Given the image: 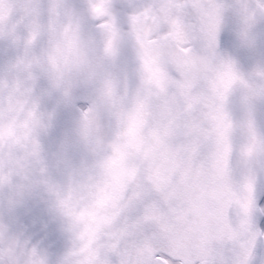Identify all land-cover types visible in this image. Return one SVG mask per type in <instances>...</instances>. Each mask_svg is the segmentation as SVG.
I'll return each mask as SVG.
<instances>
[{
  "label": "snow or ice",
  "instance_id": "6c2138e0",
  "mask_svg": "<svg viewBox=\"0 0 264 264\" xmlns=\"http://www.w3.org/2000/svg\"><path fill=\"white\" fill-rule=\"evenodd\" d=\"M0 264H264V0H0Z\"/></svg>",
  "mask_w": 264,
  "mask_h": 264
}]
</instances>
